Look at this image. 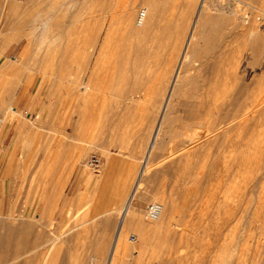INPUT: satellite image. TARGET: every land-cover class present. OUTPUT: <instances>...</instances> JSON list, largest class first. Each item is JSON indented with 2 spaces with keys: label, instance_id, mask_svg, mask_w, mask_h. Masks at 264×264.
<instances>
[{
  "label": "rangeland",
  "instance_id": "1",
  "mask_svg": "<svg viewBox=\"0 0 264 264\" xmlns=\"http://www.w3.org/2000/svg\"><path fill=\"white\" fill-rule=\"evenodd\" d=\"M134 1L141 3L138 4L137 11L141 10L144 3L141 0ZM134 1L0 0V33L10 30L19 16L20 29L16 32L18 37L15 38L20 39L13 42L9 49L10 52L16 47L20 48L21 52L23 50L30 65L25 76L28 77L27 82L20 83L18 91H24L28 98L36 99L39 106V110L35 105L34 110L27 112L17 109L20 117L32 123L24 131L21 128L17 130L15 142L9 151L14 174L23 181L12 184L14 191L6 200L9 209L5 213L0 212V221L13 222L16 226H31L35 232L45 234L47 245L66 242L68 232L64 230L68 226L90 218L99 210L92 197L93 185H89L85 190L78 204L74 202L73 197L86 176L95 177L104 173L106 153L114 163L122 159L130 164L134 163V181L139 171V157L146 147L147 137L151 133V121L153 122V108L148 102L166 68L164 60L170 52L172 38L166 21L165 27L157 32L153 44L147 48L150 59L148 56L147 59H142L134 69L126 64L127 48L118 47L117 43L119 44L124 35L121 25L122 11L128 2ZM206 1V7L211 13L228 11L235 6L253 11L258 28L262 29L258 33L264 36L262 0ZM81 2L85 3L84 14L66 13L67 9L75 11L76 4ZM189 2L192 3L191 7L193 6V17L200 0H163L165 20L172 16L171 13H177L176 4ZM71 3L74 5H65ZM47 13L52 14L56 25L51 33H44L45 37L40 39V18H36V22L32 18L39 14L43 17L48 15ZM67 19H73L72 25H67ZM83 24L91 27L92 33L82 34L79 29ZM108 34L109 42L106 44ZM247 37L248 33H245L236 40L231 37L223 39L222 43L230 46L242 42ZM175 39L179 53L184 38L175 36ZM92 46L93 56L90 63L86 64L84 54L89 52L91 49H88ZM262 46L259 48L264 51ZM99 51L101 66L94 69L93 58ZM119 54V64L107 63L109 59L114 60L117 56L119 58ZM249 57L251 55L248 54L245 59ZM262 57L263 65H254L253 73L255 98L261 107L260 130L264 128V54ZM245 65L248 70L252 68L250 64ZM10 76L12 78L14 75L10 73L0 76V94ZM116 77L123 79L119 83L114 79ZM66 88L68 94L65 99ZM89 91L90 94L85 96L84 93ZM84 97H87V102ZM129 104L137 106L132 107ZM66 106L68 121L75 123L73 132L79 129L77 139L71 138L72 123L66 124ZM115 106L120 108L116 110ZM78 119L80 126L77 127ZM7 121L5 118L3 123ZM85 124L87 125L84 128ZM71 145L79 148V151H68V146ZM260 147L253 154L256 159L247 158L238 167L242 175L233 177L237 168L231 167L230 174L226 176V167L219 161L213 176L201 182L194 181L191 176H179L176 166L168 163L169 156L176 154V150L163 152L162 159L153 165V169H159L157 175L142 184V192L147 199L140 206L146 212L152 197L158 192L171 196L177 207L172 213L169 227L154 232L149 245H139V250L140 246L144 248L140 258L137 257L139 250L131 253V256L128 255L129 264H264V145ZM68 153H76L77 164L71 173L66 172L64 167ZM91 159L95 161L92 166H88L87 163ZM58 180L62 186L59 193L54 189ZM236 180L240 182L238 185L241 192L234 198L236 192L233 190V184ZM48 197L56 200L52 214L43 213ZM227 202L230 209L226 207ZM131 234H135V245H138V233L134 229L126 230V243L132 245L127 240ZM93 243L94 241L86 244L84 241L79 248L81 254L77 246L74 253L77 264H82L83 258L92 259L95 247Z\"/></svg>",
  "mask_w": 264,
  "mask_h": 264
},
{
  "label": "bare ground",
  "instance_id": "2",
  "mask_svg": "<svg viewBox=\"0 0 264 264\" xmlns=\"http://www.w3.org/2000/svg\"><path fill=\"white\" fill-rule=\"evenodd\" d=\"M141 1L144 3L141 10L137 11L140 2L134 1L128 2L122 11L121 25L124 35L122 34L123 36L117 46L127 48L126 64L134 69L142 59H147V56L150 59V56L147 55V48L153 44L157 32L165 27L166 21L172 38L171 47L164 60L166 68L160 83L155 86L148 102V105L153 108V122L151 121V133L147 137L146 147L139 157V171L135 175L132 188L122 203L112 210V214L117 218L115 237L109 248L107 247L108 250L106 247L101 248L107 255L101 257L102 259L98 264H129L131 253L139 250V245L142 243L149 245L154 237V232L169 227L172 221V213L177 207L171 196L157 192L147 206L146 212L140 206L147 199L142 192V184L151 181L157 175L159 169H153V165L162 159L163 152L176 150V154L169 156L168 163L176 166V173L179 176H191L194 181L201 182L207 177H211L215 166L219 165V161L223 162V166L226 167L224 171L226 176L230 174L229 168L231 167L237 168L233 177L240 176L238 167L247 158L256 159L253 154L261 148V145H264V128L259 129L261 107L255 98L253 74L255 72L254 65H260V67L263 65L262 56L264 54V51L259 48L264 46V36L258 33L262 29L258 28L256 14L240 6H235L228 11L220 10L217 13H211L206 7L207 1L200 0V5L197 7L198 9L196 8L197 12L193 17L192 3H178L176 4L177 13H171L172 16L165 20V8L163 7L165 3H162L163 0ZM262 2L264 3V0ZM65 5L73 6L74 3ZM76 5L75 11L67 9L66 13L84 14L83 6L85 3L81 2ZM36 18H40L41 24L38 27L42 31L40 39H43L44 33H51L54 30L56 22H54L52 14L43 17H40V14L35 15L32 20L35 21ZM262 19H264V14ZM18 22L20 23L19 16L18 21L8 31L11 32V35L16 36V32L20 29ZM73 22V19L68 20L67 25H72ZM79 30L84 35L88 32L89 34L92 33L90 32L92 31L91 27L86 24H83ZM245 33H248V37L240 43L230 46L222 43L223 39L231 37L236 40ZM175 36H179V39L184 38L179 53L176 50ZM108 38L109 34L106 44L109 42ZM94 46L84 54L86 64L91 61ZM100 54L101 51L93 58L95 59L92 62L94 69L101 66ZM248 54L251 55L250 59H245ZM117 57L114 60L109 59L107 63L114 62L117 64L120 61V54L119 58ZM123 57L125 58L124 54ZM83 63L85 62L83 61ZM246 63L252 66L250 70L247 69ZM82 65L84 66V64ZM132 78L137 79L136 76H132ZM114 79L120 83L123 78L116 77ZM84 94L88 96L90 91ZM84 98L85 101H88L87 97ZM129 105L137 106L135 104ZM115 108L118 110L120 107L115 106ZM118 113L120 114L119 111ZM79 119L77 122L80 121ZM78 126H80L79 122L77 123ZM78 130L77 128L73 132L71 138H78ZM104 148L105 151H103L106 153V147L104 146ZM122 161L130 164L125 159ZM114 162L106 153L105 171L101 175L103 178L101 189L107 184L104 182L107 172L113 169L112 172H109L111 175L117 169ZM87 165H93L92 159ZM157 167L159 168V166ZM238 183L240 182L236 180L233 184V190L236 192V195H233L234 198L239 196L241 192ZM226 207L230 209L228 202ZM18 220L20 221V219ZM12 223L0 221V264H77L74 257L77 245L72 244L69 247H63L59 244L53 248V245L46 244L48 241L45 239V234L35 232L29 225L16 226L15 223ZM16 223L18 222L16 221ZM128 229L137 231L138 245H135L137 243L135 234H131L134 238H131V235L127 238L132 245L126 243L125 234ZM107 233L109 237L110 231ZM98 238L100 237L98 236ZM106 244L108 245V243ZM101 245L104 246L102 242ZM98 249L101 251L99 247ZM142 249L144 248L142 247ZM98 256L100 255L98 254Z\"/></svg>",
  "mask_w": 264,
  "mask_h": 264
},
{
  "label": "crops",
  "instance_id": "3",
  "mask_svg": "<svg viewBox=\"0 0 264 264\" xmlns=\"http://www.w3.org/2000/svg\"><path fill=\"white\" fill-rule=\"evenodd\" d=\"M8 31L9 30H6L5 32L0 33V76H5L7 74L10 75V73L14 75L13 76L14 79L13 77L11 78L10 76V79L8 80L6 86L3 88L0 94V113L2 114L1 115L2 125H0V212L2 213H5L9 209V205L6 200L8 196L12 193V191H14V185L12 184L23 181L22 179L18 178V175L14 174V170L12 167L13 165L10 162L11 155L9 154V151L11 150L15 142V136L17 130L20 128L23 131L26 130V128L29 127V124L32 123V121L20 117V113L18 110L24 112L30 111L32 109L34 110L35 105L37 109L39 108V106H37L38 101L36 99L35 100L32 98L30 99L27 97L24 91L22 92L18 91L19 84L27 82L26 79L28 77L25 78V76L28 74L30 65L27 60V57L24 56L23 54V50L21 52L20 48L18 49L16 47L13 49V51L10 52L9 46L13 42H17L20 38H15L18 36L11 35V32ZM7 55H9V57H7ZM67 94L68 91L66 88L65 99L67 97ZM67 107L68 106L65 107L66 118H67L66 124L70 125V123H72L73 125L72 132H73L75 123L68 121L69 117L67 114ZM5 118H7L8 121L3 123ZM86 125L87 124L84 125V128L86 127ZM68 151L71 152L79 151V148H75V146L72 147L71 145L68 146ZM75 158H76L75 153L73 154L68 153V156L64 164L66 172L71 173L75 169V166L77 164L75 162ZM115 168H117L115 171L116 173L111 175L109 174V172H112L113 169H110L111 171L107 172V176L104 179V182L107 184L103 189H101V181L103 179L102 176H95V177L86 176L84 182L75 192L76 194L74 195L73 200L74 202H76V204H78L79 200L82 199L85 190L89 187V185H93L92 197L94 200V205L96 203L99 210L90 218L85 219L78 224H73L68 226L64 230L65 232H68L66 242L63 243L54 242L52 244L53 248L54 246L56 247V245L59 244H61L64 247L75 244L78 246L79 249L84 241H86V244L88 242L94 241L93 244L95 247L93 249L92 259L86 260V258H83L81 262L82 264H98L102 259L101 257L107 255L105 251L103 252L101 250V248L106 247V250H108L109 245H111L112 241L114 240L117 229V218L115 215L112 214V210L113 208L118 207L122 203L127 193L129 192L130 188H132L131 185L134 181L136 165L132 163L129 166H127L126 162L118 161L115 163ZM54 189L58 193L61 191L62 186H60V180L57 181V184L55 185ZM45 205H46L45 206L46 210L43 211V213L52 214L54 206L56 205V200H54L53 197H48ZM110 218L113 220H111ZM109 221L112 223H110ZM106 230L107 232L110 231L109 237H108V233L105 232ZM98 236L100 238H98ZM102 240L106 242L104 243ZM101 242L102 244H104V246L101 245ZM106 243H108V245ZM97 244L101 251H99ZM141 250L143 249L140 246V252L139 255L137 256L138 258L141 257L140 255ZM96 252L100 256H98ZM81 253L82 252L79 249V254ZM97 256L100 258L98 259Z\"/></svg>",
  "mask_w": 264,
  "mask_h": 264
},
{
  "label": "built area",
  "instance_id": "4",
  "mask_svg": "<svg viewBox=\"0 0 264 264\" xmlns=\"http://www.w3.org/2000/svg\"><path fill=\"white\" fill-rule=\"evenodd\" d=\"M1 122H2V116H1V114H0V123H1ZM94 161H95V160L92 159V164H93ZM131 238H134V236L131 235Z\"/></svg>",
  "mask_w": 264,
  "mask_h": 264
}]
</instances>
